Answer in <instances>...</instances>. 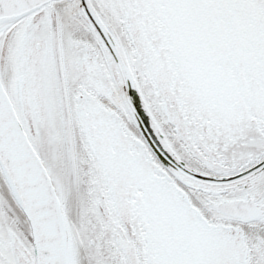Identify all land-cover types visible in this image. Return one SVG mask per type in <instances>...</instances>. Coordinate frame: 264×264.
I'll list each match as a JSON object with an SVG mask.
<instances>
[{
  "label": "snow or ice",
  "instance_id": "1",
  "mask_svg": "<svg viewBox=\"0 0 264 264\" xmlns=\"http://www.w3.org/2000/svg\"><path fill=\"white\" fill-rule=\"evenodd\" d=\"M0 264H264V0H0Z\"/></svg>",
  "mask_w": 264,
  "mask_h": 264
}]
</instances>
